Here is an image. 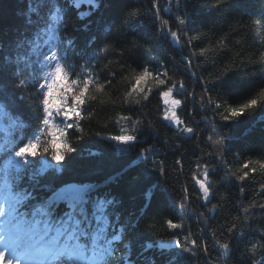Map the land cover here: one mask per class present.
Wrapping results in <instances>:
<instances>
[{
  "label": "snow or ice",
  "instance_id": "6c2138e0",
  "mask_svg": "<svg viewBox=\"0 0 264 264\" xmlns=\"http://www.w3.org/2000/svg\"><path fill=\"white\" fill-rule=\"evenodd\" d=\"M19 2L24 4V9L17 12L23 16V27L7 44L0 39V264H130L129 234L147 216L156 186L145 190L138 210L127 216L118 211L123 199L113 193L112 186L119 187L124 181L131 191L153 176L164 178L169 174L159 155L161 149L154 143L136 152L142 143L141 127L146 121L152 127L148 103L153 96H158L156 115L174 129V138L192 142L194 189L190 192L181 185L174 203L180 216L191 215L209 224V214L222 207L220 202L212 203L218 186L214 177L221 171L225 187L231 185L239 193L234 205L237 215L213 228H201L197 234L185 230L183 218H165L162 223L170 239L157 241L155 247L171 255L166 264H220L221 259L227 264L234 238L242 243L247 240L241 256L248 264H264V224L252 227L254 210H259L260 220L264 221V137L258 150L249 151L247 157L236 156L238 167L233 171L230 156L234 137L225 132L241 123L242 116L264 107V82L253 86V98L233 107L224 98L240 87L233 79V68L246 64L240 59L242 53L237 54L239 64L233 60L216 73L200 75L198 58L208 59L206 54L215 48L221 49L216 56L222 55L227 47L221 38L215 48H197L207 38L195 26L200 0H147V8L141 4L124 11V25L143 23L147 17L158 37L162 35L178 46L179 59L172 57L171 64L158 60L152 55L154 47L139 41L117 48L115 43L100 45L92 36L83 47L76 44L68 35L67 9L89 5V10L77 11L76 18L82 21L102 5L107 7L110 0ZM229 3L215 0L211 6L221 9ZM255 23L264 25V18ZM71 28L77 30L75 24ZM104 31L110 34L111 28ZM141 48L147 60L134 69L126 63V53ZM109 53L115 59L101 67ZM250 59L264 70V37H260L259 47ZM125 71L129 73L123 77L127 83L121 85L117 77ZM188 80L200 86L199 92L189 89ZM121 87L124 90L113 106L135 113L136 118L118 114L114 121L119 126L118 134L98 131L92 135L108 143L119 156L131 157L134 152L136 156L102 181L65 180L63 174L69 169L72 154L85 157L79 149L85 135L77 133H83L85 120L92 123L93 117L107 107L103 102L100 108L94 106L98 97L108 90L120 92ZM185 109L190 119L180 114ZM121 121L131 124V128L122 126ZM107 127L101 125L102 129ZM163 143L172 152H179L172 167L178 177L187 158L186 150L181 151L184 144L168 145L167 139ZM99 155L87 152V157ZM101 171L97 167L88 175H99ZM193 198L197 204L190 207ZM246 198H250L249 203L241 207ZM155 223V217L148 220L143 231L151 235ZM153 247L145 243L141 255ZM149 264H155V260Z\"/></svg>",
  "mask_w": 264,
  "mask_h": 264
},
{
  "label": "trees",
  "instance_id": "16d2710c",
  "mask_svg": "<svg viewBox=\"0 0 264 264\" xmlns=\"http://www.w3.org/2000/svg\"><path fill=\"white\" fill-rule=\"evenodd\" d=\"M164 0H162V3ZM215 0H200L197 4V20L196 28L198 32L206 34V39L202 44H198L197 48L209 47L215 48L219 39L224 38L227 47L223 49V54L216 56V52L221 49L215 48L214 52H209L206 55L209 57H199L197 62L201 63L200 75L207 77L209 73H216L223 69L224 66L231 65L233 60L239 64L240 60L237 59V54L242 53L240 59L246 61L242 67L233 68V79L240 87L228 97L225 101L233 107H238L245 103L247 99L253 98L255 91L253 86L264 82V70L259 65H254L251 57L256 53L259 47L260 37H264V25L257 26L256 21L264 18V0H230L229 5L216 9L211 5ZM141 4L145 8L148 7L147 0H110L107 7L101 6L100 9L94 10L90 16L85 17L82 21L77 20V11L89 10V5L82 4L79 10L69 7L67 9V23L69 24L68 35L76 42L79 47H83L87 40L95 36L97 43L100 45L115 43L117 48H124L130 45L133 41H139L141 45L153 46L154 51L152 55L156 56L160 61H167L171 64V58L179 59L180 51L178 46L173 45L171 40H165L164 37L157 36L155 29L149 18L145 17L143 23L128 24L122 23L124 11L127 7H140ZM24 9V4L19 0H0V39L5 44L12 41L19 33L18 29L23 27V16H18L17 12ZM167 18L168 14H164ZM75 24L77 30L73 31L71 25ZM88 25L87 31L84 30V25ZM110 27V34L105 33V28ZM237 41H240L237 44ZM95 49H93L94 51ZM187 51V50H186ZM115 59L111 53L105 58L101 67L108 63V60ZM147 56L141 49H134L126 53V63L130 64L132 68L136 69L138 66H143ZM124 61H122L123 63ZM155 65V62H153ZM172 71H175L174 66ZM127 71L122 72L117 77V82L121 85L127 83L123 77H127ZM179 77V73L177 74ZM103 81V78H102ZM101 81V82H102ZM189 89H195L197 92L200 86L194 80L187 81ZM121 87L120 92L112 93L111 90L105 91L98 97L95 102V107L100 108L101 102L107 105L104 111L99 113V116L93 117L92 123L84 121L83 133L77 135H85V138L80 142L79 149L84 152L85 157L81 158L78 153L72 154V161L69 164V169L63 174L65 180H95L102 181L105 177L119 172L125 167L132 158L136 156L140 148H145L154 143L156 148H160V158L164 160V166L169 173L168 176L161 178L153 176L150 180L145 181L138 188L129 191L124 183L121 181L119 187L112 186V191L119 198L123 199V205L118 211H122L124 216L138 210L142 202L144 192L146 189L154 188L151 207L147 209V216L141 221L140 225L129 234L132 240L131 256L129 257L130 264H149V261L154 259L155 264H166L171 259V255L162 254L156 247L157 241L167 242L170 239V233L165 230L163 220L165 218H183L185 223V230L191 231L194 234L200 232L201 228H213L219 223H223L226 218L230 219L231 216L237 215L238 209L234 207L239 196L238 189L229 185L225 187V181L220 180L223 171L214 177V182H218L216 187L215 196L212 199L213 204L220 202L222 207L214 210L209 216L212 217L208 225L196 220L194 216L181 217L179 210L174 207V203L180 196V187L185 185L189 188L190 192L194 189V181L192 180V170L194 169L195 157L191 155L192 142H184L182 138H174V129L166 125V122L161 120L157 115V101L158 96H153L148 103L149 116L148 120L152 121V127L142 126L139 132L142 138V143L136 147V152L132 153L131 157L117 155L108 143L99 140L96 136L92 135L94 132L102 131L104 134H118L119 126L114 121L118 114L132 115L133 119L136 118L135 113L123 112L122 107L113 106V102L117 97L121 96L123 91ZM258 91V89H256ZM215 98V94H213ZM191 107V106H189ZM27 112V109H25ZM183 118L190 119L187 115V109L180 113ZM199 119V116L196 117ZM241 123L236 127L225 129L229 135L234 137L232 141V155L230 156V163L232 164L233 171L236 170L238 164L236 163V156L247 157L249 151L258 150L262 146V137H264V107L257 108L251 115L242 116ZM107 124L105 129L101 125ZM121 125L126 128H131V124L121 121ZM207 132L204 133L206 137ZM75 141V137L72 138ZM168 140V145L175 143H183L186 150V159L183 165V171L177 175L172 171L173 162L179 155V152H172L167 145H164V140ZM203 146V138L201 140ZM99 152L100 155L96 157H87V152ZM199 153H197L198 155ZM100 168L102 171L99 175H88L90 171L95 168ZM143 167V165H141ZM135 175V171H132ZM221 196L225 199L221 201ZM250 198H246L241 203H249ZM197 201L193 198L190 207H195ZM203 209L197 208V211ZM255 211V218L252 221L253 229L260 227L264 221L260 220L259 210ZM156 218V223L153 228V233L149 235L143 229L148 220ZM251 231V230H249ZM207 238V233L204 234ZM251 238V236H249ZM152 243L154 247L150 250L144 251L141 255L142 247L145 243ZM243 243L234 238L230 249V257L227 264H248L246 258L241 256L243 250ZM211 250V246H210ZM214 255V253H213ZM220 264H224L221 259Z\"/></svg>",
  "mask_w": 264,
  "mask_h": 264
}]
</instances>
